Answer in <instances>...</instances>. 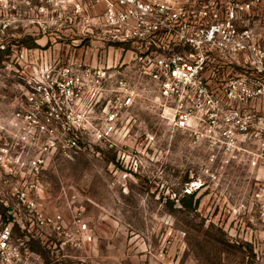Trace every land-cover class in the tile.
Returning <instances> with one entry per match:
<instances>
[{"label": "built area", "instance_id": "obj_1", "mask_svg": "<svg viewBox=\"0 0 264 264\" xmlns=\"http://www.w3.org/2000/svg\"><path fill=\"white\" fill-rule=\"evenodd\" d=\"M50 20L72 27L76 46L87 41L88 49L61 64L47 49L11 43L18 22L45 34ZM0 52V78L16 86L9 132L15 146L26 148L0 145L1 174L21 176L15 183L1 176V183L23 211L20 229L27 236L43 230L67 235L71 228L73 237L60 247L92 241L77 209L69 222L62 212L46 211L40 201L43 172L54 158L72 159L93 145L116 152L126 167L133 157L124 149L126 118L142 100L205 150L208 181L219 182V173L234 164L264 172V0H0ZM204 186L199 177L185 193ZM61 195L69 196L64 189ZM9 210L12 216L0 227V264H23L32 253L13 234L10 216L14 220L16 212ZM252 252L249 264H264V232Z\"/></svg>", "mask_w": 264, "mask_h": 264}, {"label": "rangeland", "instance_id": "obj_2", "mask_svg": "<svg viewBox=\"0 0 264 264\" xmlns=\"http://www.w3.org/2000/svg\"><path fill=\"white\" fill-rule=\"evenodd\" d=\"M12 32L16 38L11 43L17 47H42L53 59L61 55V64L68 63L72 52L89 47L87 41L76 46V31L51 20L45 34L25 22H18ZM4 41L11 45L8 31ZM0 59L3 62L4 56ZM2 62L0 72L4 74ZM0 80L8 90L11 80ZM158 113L142 100L127 115L124 149L133 157L126 167L118 163L116 152L93 145L72 159L54 158L57 165L43 172L50 187L69 194L54 196L46 207L65 209L67 222L77 209L91 229V242L60 247L73 237L71 228L67 235L46 237L45 244L40 239L43 232L27 236L19 227L25 222L21 207L8 193L9 185H1L5 197H0V211L3 205L9 206L18 221L6 213V218L0 216V227L11 215L13 234L23 238L32 253L23 264H248L252 246L258 247L264 232L257 201L264 172L234 164L219 173V182L208 181L205 150L194 146ZM8 122L0 121V145L25 151L15 146ZM21 157L27 163L25 152ZM199 177L205 186L186 194L188 183ZM7 178L15 183L21 176L11 178L2 170V179ZM70 193L76 195L73 203Z\"/></svg>", "mask_w": 264, "mask_h": 264}, {"label": "crops", "instance_id": "obj_3", "mask_svg": "<svg viewBox=\"0 0 264 264\" xmlns=\"http://www.w3.org/2000/svg\"><path fill=\"white\" fill-rule=\"evenodd\" d=\"M45 39V38H42V40ZM65 51V50H64ZM66 52H68V50H66ZM73 53V52H72ZM0 55H4L2 52H0ZM61 56V55H59ZM2 62V60L0 59V63ZM1 79V78H0ZM4 82H2L0 80V121H9L12 117V114L13 112L15 111V101H14V95H15V91H16V86L13 84V82H9V85L8 86V90H4L3 88H6V85L3 84ZM57 165V163H56ZM55 164L52 166H56ZM51 167V168H52ZM1 171H0V187H2V183H1ZM42 182L45 186V192L41 195V203L43 204V206L45 207L46 211L50 214H53L55 212H62L63 215H68V212H66L65 209H62V208H53L52 210H50V207H46L48 206V201L51 202V200L54 199V196H56L57 198L59 197V195L61 194V190H59L58 188H55L53 189L52 187H50V185L48 184L49 182L42 178ZM70 194H73V193H70ZM54 201V200H53ZM14 216H16V213L14 214ZM17 217V216H16ZM21 219V218H20ZM16 221H18V217L16 219ZM20 222H22L20 220ZM25 224V222H24ZM24 224H20L19 227H23ZM25 227H28V224L26 223V226ZM37 233H39V231H36ZM35 232V233H36ZM43 233L45 235H42L40 237L41 239V243H47V238L48 236L51 237V235L57 237L54 233H51L50 231L48 230H43ZM46 240V241H45Z\"/></svg>", "mask_w": 264, "mask_h": 264}, {"label": "trees", "instance_id": "obj_4", "mask_svg": "<svg viewBox=\"0 0 264 264\" xmlns=\"http://www.w3.org/2000/svg\"><path fill=\"white\" fill-rule=\"evenodd\" d=\"M8 210H9L8 207H6V206L3 205V207H2V211H0V216L6 218V213L8 212ZM250 247H251V245H250ZM252 254H253V252H252ZM252 254H251L250 256H248L247 259H248L249 257L251 258V257H252ZM250 258H249V259H250ZM249 259H248V260H249ZM247 263L249 264L248 261H247Z\"/></svg>", "mask_w": 264, "mask_h": 264}]
</instances>
